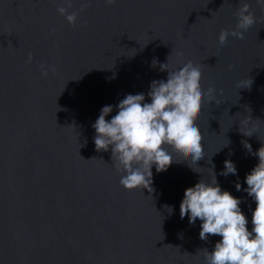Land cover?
Returning <instances> with one entry per match:
<instances>
[{
  "label": "water",
  "instance_id": "obj_1",
  "mask_svg": "<svg viewBox=\"0 0 264 264\" xmlns=\"http://www.w3.org/2000/svg\"><path fill=\"white\" fill-rule=\"evenodd\" d=\"M244 2L256 23L220 45ZM62 5L0 0V264H206L220 237L201 240L199 219H181L180 202L213 169L222 190L241 198L251 229L244 177L258 157L244 142L253 153L264 145V8L256 0H73V25ZM189 56L220 102L203 97L195 118L204 156L195 162L172 148V162L153 166L151 190L127 189L111 149H95L92 124L125 94L150 102V82L167 78L160 63L168 57L173 68ZM42 63L55 71L42 76ZM225 159L236 175H220Z\"/></svg>",
  "mask_w": 264,
  "mask_h": 264
},
{
  "label": "clouds",
  "instance_id": "obj_2",
  "mask_svg": "<svg viewBox=\"0 0 264 264\" xmlns=\"http://www.w3.org/2000/svg\"><path fill=\"white\" fill-rule=\"evenodd\" d=\"M72 2L63 0L57 11L74 25L77 12L68 11ZM115 2L105 0L108 5ZM256 4L264 8V0H256ZM249 8L247 2L240 4L235 28L219 32L220 45L225 44L229 34L242 39L249 27L256 23ZM31 59L29 54L28 61ZM156 64L153 59L152 65ZM159 67L161 71L167 70V78L150 82L147 93L150 102L143 92L125 94L115 106L104 105L92 124L95 149H111L114 167L122 173L119 182L127 189L144 187L151 190L152 168L155 166L159 170L172 162V148L188 154L195 162L201 159L204 156L202 132L195 118L202 109L203 97L207 96L208 102L215 100L220 103L215 98L217 90L214 86L202 87L199 61L189 56L170 68L167 57V62L160 63ZM40 69L42 76L55 71L51 64L42 63ZM219 92L222 94L223 90ZM113 107L118 111L106 119ZM247 123L250 126L251 120ZM241 132L248 136L253 133ZM244 147L258 157V162L244 177L247 187L243 191L255 202V207L251 209V229L248 217L240 207L241 198L222 190L213 169L211 179H201L186 187L180 202L181 219L187 215L189 224H195L199 219L201 240H207L209 235L220 237L211 251L206 249V264H264V145L254 153L249 143L244 142ZM223 163L220 175L237 174L231 159H225ZM235 188L241 191V184L237 182ZM166 207L171 213V206Z\"/></svg>",
  "mask_w": 264,
  "mask_h": 264
}]
</instances>
